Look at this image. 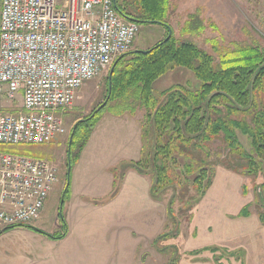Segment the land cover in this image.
Returning a JSON list of instances; mask_svg holds the SVG:
<instances>
[{
    "label": "rangeland",
    "instance_id": "374dc122",
    "mask_svg": "<svg viewBox=\"0 0 264 264\" xmlns=\"http://www.w3.org/2000/svg\"><path fill=\"white\" fill-rule=\"evenodd\" d=\"M196 12L205 30L182 37V24ZM168 24L175 37L206 50H212V38L220 47L252 40L264 45V0H170ZM165 34L166 29L159 24H141L131 51L148 49ZM109 69L86 81L72 105L59 115L63 133L47 144L22 147L24 153L53 162L57 178L32 228L18 226L0 234V264H169L174 250L178 253L175 264H264V223L254 208L259 182L217 166L204 196L189 201L187 197L194 195L190 190L183 199L176 198L170 219L167 210L174 189H167L154 200L150 195L151 175L124 169V162L139 159L133 157L140 149V128L136 132L108 108L100 111L87 143L70 166L68 192L63 197L72 129L78 120L101 109ZM182 71L158 78L152 85L153 93L158 95L174 85L196 88L198 81L192 72ZM21 106L20 93L14 100L0 97V113L17 112ZM141 116L139 111L127 117L139 125ZM238 138L250 150L248 138L239 132ZM121 172L124 175L120 176ZM247 203L252 204L250 216H239ZM59 212L67 225L63 239L53 240L36 231L60 232ZM166 233L171 238L154 244L157 236Z\"/></svg>",
    "mask_w": 264,
    "mask_h": 264
},
{
    "label": "trees",
    "instance_id": "16d2710c",
    "mask_svg": "<svg viewBox=\"0 0 264 264\" xmlns=\"http://www.w3.org/2000/svg\"><path fill=\"white\" fill-rule=\"evenodd\" d=\"M113 5L125 19L139 26L159 24L166 34L150 48L130 50L114 60L101 109L78 120L72 129L71 147L75 152L68 149L70 166L78 159L103 108L117 117H134L140 111V156L136 161L124 162V169L151 175L150 195L154 200H159L167 189H174L167 210L170 219L175 199H183L190 190L194 195L187 197L189 201L200 199L212 183L214 169L220 166L259 182L254 208L264 223V45L252 40L220 47L212 38V50H206L193 41L174 36L168 24L170 0H114ZM167 28L171 35L165 40ZM204 30L203 19L196 12L188 15L180 34L197 35ZM173 69L191 71L198 81L197 87L174 85L155 95L153 83ZM238 132L248 138L250 150L241 144ZM23 146L0 144V152L29 155L24 153ZM66 176L67 183L70 173ZM68 187L69 184L63 197ZM117 190L118 184L112 196ZM251 205L245 204L238 215L250 216ZM59 216L60 232L36 231L53 240L63 239L67 225L61 212ZM187 218L190 220L191 215ZM19 226L32 228L31 224ZM15 227L18 226L7 227L0 234ZM161 238L171 237L168 233L159 235L154 244ZM177 258L174 250L169 264H175Z\"/></svg>",
    "mask_w": 264,
    "mask_h": 264
},
{
    "label": "built area",
    "instance_id": "2783aa9c",
    "mask_svg": "<svg viewBox=\"0 0 264 264\" xmlns=\"http://www.w3.org/2000/svg\"><path fill=\"white\" fill-rule=\"evenodd\" d=\"M114 0H0V144H47L78 89L131 50L139 25ZM57 178L46 159L0 152V231L36 220Z\"/></svg>",
    "mask_w": 264,
    "mask_h": 264
},
{
    "label": "crops",
    "instance_id": "0c3cea01",
    "mask_svg": "<svg viewBox=\"0 0 264 264\" xmlns=\"http://www.w3.org/2000/svg\"><path fill=\"white\" fill-rule=\"evenodd\" d=\"M178 71V74H180L181 72H183L182 70L183 69H173V70H170L169 72H173V71ZM117 118H119V119H125V121H127L133 128L135 127L137 130H136V132L137 131H139V125L136 123V122H134V121H132V120H129L128 118L129 117H127V116H121V117H117ZM140 148H141V143H140ZM138 154V155H137ZM139 155H140V149H138L137 150V152H136V156L135 157H133V158H135V159H138L139 158ZM135 159H132V160H135ZM133 172V171H132ZM89 198H87V200H88ZM89 201H91V199L89 200Z\"/></svg>",
    "mask_w": 264,
    "mask_h": 264
},
{
    "label": "water",
    "instance_id": "95a60500",
    "mask_svg": "<svg viewBox=\"0 0 264 264\" xmlns=\"http://www.w3.org/2000/svg\"><path fill=\"white\" fill-rule=\"evenodd\" d=\"M167 30H168V35H167V37H166L165 40H167V39L170 37V35H171V29H170V28H167ZM112 70H113V67L110 69V73H109V81H110V78H111ZM70 170H71V168H70V164H69L68 169H67V174H68V175H69V173H70ZM68 184H69V181H67L66 185H68ZM62 203H63V200L61 199V201H60V207H59L60 210H61Z\"/></svg>",
    "mask_w": 264,
    "mask_h": 264
}]
</instances>
